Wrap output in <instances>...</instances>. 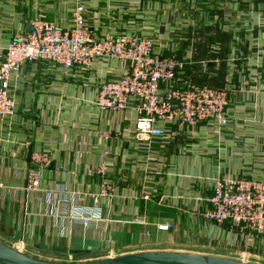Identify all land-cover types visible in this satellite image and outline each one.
Here are the masks:
<instances>
[{"label": "crops", "instance_id": "0c3cea01", "mask_svg": "<svg viewBox=\"0 0 264 264\" xmlns=\"http://www.w3.org/2000/svg\"><path fill=\"white\" fill-rule=\"evenodd\" d=\"M215 1L224 17L212 19L215 57L208 71L186 65L177 77L226 88L231 122L221 131L207 124L191 130L172 126L170 144L162 149L153 145L159 168L147 166L145 153L136 148L131 111L101 114L94 107L99 84L119 78L124 64L97 62L89 70L69 74L44 63L25 64L12 77L17 112L0 120L1 242L32 258L57 263L161 251L218 256L211 252L220 249L228 254L221 257L264 264V236L240 235L230 225L218 227L201 218L215 179L264 180V21L251 29L245 21L226 22L234 29L246 28L234 36L219 28L220 36L213 28L227 19L222 3ZM71 3L0 0V61L7 42L27 32L37 16L60 28L70 27ZM87 3L93 11L85 18L97 37L104 29L119 30L152 39L157 50L172 42L177 46L169 33L176 25L175 12L193 8L174 0ZM260 3L264 6V0ZM173 9V14H164ZM180 37L190 42L186 33ZM205 50L200 48L207 57ZM180 54L179 59L185 58V52ZM101 131L112 132L106 144L99 138ZM36 150L49 151L53 164L43 173L41 190L25 197L29 157ZM101 161L109 165L107 178L120 194L109 204L96 205L90 195L100 189L102 178L95 172ZM49 193L66 201V214L49 215L45 199ZM73 206L100 207L101 220L84 227L69 217ZM161 225L171 228L158 230Z\"/></svg>", "mask_w": 264, "mask_h": 264}, {"label": "built area", "instance_id": "2783aa9c", "mask_svg": "<svg viewBox=\"0 0 264 264\" xmlns=\"http://www.w3.org/2000/svg\"><path fill=\"white\" fill-rule=\"evenodd\" d=\"M181 4L186 5V2ZM92 8L87 0H72L70 27L60 28L43 16H37L30 22L27 32L19 33L7 42L0 61L1 121L16 115L17 103L10 82L25 64L44 63L69 74L74 70H89L97 62H120L125 65L124 71L119 78L103 80L99 84L94 107L101 114L133 113L136 148L145 153L147 166L159 168L153 145L166 148L174 137L172 126H178L179 130H191L200 124H207L217 131L229 126L231 121L227 111L229 99L226 88H211L177 77L192 59V49L185 58L179 59V49L173 42L157 50L156 42L152 39L119 30L104 29L107 31L103 30L97 37L85 18L87 12L93 11ZM230 15L228 13L227 17ZM220 28L234 36V28L225 21ZM217 51L215 45L213 53ZM111 135V131H101L99 138L106 144L111 140ZM52 164L53 158L47 150H36L30 154L23 190L25 197H31L41 190L43 173ZM157 168L156 174L159 172ZM108 171L109 165L101 161L95 172L102 178L100 189L90 195L96 205L99 202L109 204L120 194L107 178ZM45 199L49 215L56 217L67 213L63 208L66 206L65 200L50 193L45 195ZM69 217L89 227L92 222L101 220L102 213L97 206H73L70 207ZM201 218L218 227L230 225L240 235L248 232L264 236V180L245 177L215 179ZM170 228L158 226L161 231Z\"/></svg>", "mask_w": 264, "mask_h": 264}, {"label": "rangeland", "instance_id": "374dc122", "mask_svg": "<svg viewBox=\"0 0 264 264\" xmlns=\"http://www.w3.org/2000/svg\"><path fill=\"white\" fill-rule=\"evenodd\" d=\"M218 1L222 3L221 9H224L223 13L226 19L228 18L227 14L231 13V15L229 16V18L231 19L225 20V22L228 23L233 22L232 24H236L239 23L238 20L245 21L248 27L251 29L253 25L259 26V23L264 19V6L260 3L261 0H243L245 1L243 3L237 2L239 0H218ZM176 2L184 3L185 0H177ZM186 2L188 4H198V5L192 6L193 8L190 6L192 9H188L185 11L182 10L178 12V14L177 12H175L176 10L174 9L164 12L165 15H170L171 13L173 14L174 12L176 13L174 16V22L176 23V25L172 27L174 29L169 30V33L171 34V36L174 35L175 38H173V41L174 42L176 41V44L180 52H185L184 56H186L187 52L190 49H192L191 50L192 59L187 62V65L203 68L205 71H208V68L210 67V63L213 60L212 57H215V54H213L215 44H213L211 40L213 39L212 27H211L212 19L215 18V20H218V19H223L224 17L222 15V11L218 10V8L220 7L218 8L216 7L217 3L215 0H193V2L191 0H188ZM249 2L252 4H250ZM236 29H232V30L236 31L237 33H241L243 28L238 27ZM181 33L182 34L186 33V36L190 38L189 43H185L183 42V40H181L182 39L180 37ZM200 48H204V50L207 49V54H208L207 57L203 56V54L200 51ZM180 52L178 53L179 57L181 55ZM209 75L210 74H204V77L207 78ZM22 252L26 254L25 251ZM211 253H216V255L218 256L228 255L226 252L220 249L214 250ZM206 255H210V254H206ZM107 258L108 257L106 256H102L101 258H82L78 260H71L66 264H82V263H87V262H92Z\"/></svg>", "mask_w": 264, "mask_h": 264}, {"label": "water", "instance_id": "95a60500", "mask_svg": "<svg viewBox=\"0 0 264 264\" xmlns=\"http://www.w3.org/2000/svg\"><path fill=\"white\" fill-rule=\"evenodd\" d=\"M0 264H62L32 258L0 241ZM82 264H254L220 256L186 252H141Z\"/></svg>", "mask_w": 264, "mask_h": 264}, {"label": "trees", "instance_id": "16d2710c", "mask_svg": "<svg viewBox=\"0 0 264 264\" xmlns=\"http://www.w3.org/2000/svg\"><path fill=\"white\" fill-rule=\"evenodd\" d=\"M237 2H239V3H243V2H245V1H243V0H239V1H237ZM239 3H238V5H239ZM250 3V2H249ZM212 27V26H211ZM219 28H220V26L219 25H216V27H214L213 29L215 30V33L216 32H218V34L220 33L221 35L220 36H222L223 35V33L221 32L222 31V29L220 28V30L221 31H219ZM218 34H216L215 36H217ZM225 34V33H224ZM226 35V34H225ZM63 264H66V263H63Z\"/></svg>", "mask_w": 264, "mask_h": 264}]
</instances>
